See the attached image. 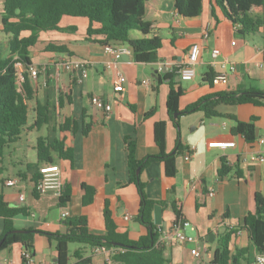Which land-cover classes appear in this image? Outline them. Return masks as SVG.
<instances>
[{
	"label": "crops",
	"instance_id": "crops-1",
	"mask_svg": "<svg viewBox=\"0 0 264 264\" xmlns=\"http://www.w3.org/2000/svg\"><path fill=\"white\" fill-rule=\"evenodd\" d=\"M2 9L0 56L6 57L7 38L1 31ZM216 14L219 22H215L212 17L209 0H203V12L196 19L179 15L175 0H159L150 17L156 22L157 30L148 37L160 36L163 45L158 52V61L153 63L136 62L132 51L118 57L106 54L98 38L87 39V19L84 21L64 17L61 26L76 27L77 32L54 31L55 33L49 32L53 33L49 37L44 36L42 46L36 51L37 62L33 60V56L32 61L34 66L48 65V70L40 73L37 80H32L37 86V92L35 101L29 105L32 109L37 102L49 106V128L41 132L27 128L22 138L7 150L5 157L9 154L11 158L18 159L17 162L8 164L9 168L14 165L18 169L16 177L10 173L6 175L9 168L5 167V158L0 163V184H5L3 191L7 204L11 207H26L30 213L28 217L19 216L14 219L16 230L37 232L34 256L29 264H58L57 242L44 233L66 234L69 219L85 216L90 231L96 235H104L106 229L103 211L106 202L119 232L128 234L132 240H138L147 234V229L137 221L141 200L136 186L130 184L125 139L130 138L135 142L137 159L156 156L159 149L154 140V126L159 122L167 123V153L177 154L178 142L182 143V152L177 154L175 177L169 178L166 175L165 164L161 161L150 163L142 171L141 178L146 184L145 195L150 200L162 201L167 205L158 208L154 214L162 232L174 228L172 203L180 202L185 220L190 223L185 232L199 240L197 244L174 243L166 246V257L170 264H212L218 248L219 234L227 228L242 225L246 216L255 212L256 194L264 195V162L250 161V158L252 155L264 157V142H258L260 139L264 140V107L250 104L221 105L218 107L221 114L219 117L207 119L203 112H193L181 116L178 126L169 117L167 109L171 76L184 89L179 102L180 111H185L188 106L205 96L225 89L224 84L210 85L204 81L208 71L213 70L216 76L224 71L212 58L214 49L221 52L218 61L225 60L235 65L234 74L240 77L243 89L257 88L264 92V30L256 35L243 37L239 35L238 28L225 23L218 11ZM50 43L64 45L68 52H48L46 48ZM193 45L202 47L200 60L195 66V79L178 81L179 66L187 63L188 53ZM78 59L89 62L87 77H83L79 71L69 73L63 69H60L59 76H55L57 70L54 64ZM118 71L125 77L122 92L115 89ZM59 94L63 96L62 108L58 101ZM94 97L111 104L112 111L105 113L97 109L92 104ZM151 110L154 113L147 117ZM35 113H31L29 126ZM66 117L78 120L80 130L76 135L54 132V126L63 122ZM229 117L245 123L255 118L256 130L259 131L257 141L249 145L242 136H234L232 129L235 121ZM92 118L96 119L97 125L85 136L82 128ZM39 136L50 139L65 137L67 144L74 148L72 161L61 160L55 164L61 169L64 187L68 185L72 190L67 207L59 204L60 196L52 191L35 192L30 173L25 178H19V175L23 176L28 164L37 162L35 147ZM24 138L25 141L31 138L33 143L25 150L20 146ZM221 141L234 142L235 146L227 149L209 147L210 143ZM27 150L33 151L30 158ZM222 159L228 160L235 170L228 178L220 181L218 174ZM11 180L17 184L6 186V182ZM83 185L101 188L103 194L97 196L91 205L84 206ZM211 187L215 188L213 197L208 196ZM21 194L25 196L24 202L20 201ZM204 194H207L206 205L197 208V199ZM65 211L69 215L62 218ZM225 214L229 215V219L220 223L219 218ZM128 216L130 219L126 220ZM240 231V234L233 237L231 249H249V259L253 261L257 256L256 251L247 231ZM3 232L4 221L0 217V238ZM78 248L84 249L86 256L91 257L94 264L110 262L112 249L77 246L74 251ZM194 248L201 251V258L191 254ZM24 254L23 246L15 244L10 249L0 251V264H21Z\"/></svg>",
	"mask_w": 264,
	"mask_h": 264
},
{
	"label": "trees",
	"instance_id": "trees-1",
	"mask_svg": "<svg viewBox=\"0 0 264 264\" xmlns=\"http://www.w3.org/2000/svg\"><path fill=\"white\" fill-rule=\"evenodd\" d=\"M212 17L219 22L216 14L218 11L225 23L238 28L239 35L249 37L261 33L264 30V0H209ZM2 29L6 35L8 55L0 56V163L5 158V153L13 144H16L29 129L41 132L49 128L51 122L50 108L48 105L37 102L32 109L29 103L35 101L37 86L32 81L29 73L33 65L31 49L39 43L41 32H77L76 27H62L64 17L84 18L89 22L86 30L88 40L98 38L104 45H127L138 63L157 62L158 52L162 48L163 40L160 36H152L157 30L156 22L151 20L155 6L159 0H2ZM175 7L179 15L188 19L199 18L203 12V0H175ZM141 33L140 38H133L132 32ZM264 39V35H263ZM48 52L66 53L64 45L50 43ZM22 64L23 81L19 86L18 70L16 65ZM216 74L213 70L206 73L204 81L214 85ZM170 92L167 98L169 117L178 126L181 116L193 112H203L207 119L221 116L218 107L221 105H245L264 107V92L257 88L243 89L241 79L237 74L228 76L225 89L217 94L201 98L196 103L188 106L185 111L179 110V102L184 94V89L175 82L171 76ZM70 97V96H69ZM61 108L63 96L58 97ZM71 104V99L69 100ZM35 118L29 126L31 113ZM154 110L147 113L151 116ZM180 113L175 119L174 115ZM235 121L232 129L234 136H242L246 143L253 145L258 137L256 135V119L245 123L235 117H229ZM96 119L85 123L82 133L86 136L97 125ZM54 132L70 133L76 135L80 130V124L74 117H66L53 128ZM167 123L159 122L154 126V140L159 149L156 156H149L144 160L137 159L136 144L130 139H125L127 149V166L129 170L130 184H134L140 196V209L137 221L147 229V234L138 240H132L128 234L121 233L113 219V214L105 203L103 216L106 233L104 235L93 234L89 229L88 219L85 216L69 219L67 221L68 232L66 234H47L49 239L57 242L58 264H94L91 257H87L84 249L75 251L71 245L88 247L90 249L109 248L115 253L106 264H170L166 257V246L160 245L161 229L155 221L154 214L158 208L166 207L162 201L150 200L145 195L146 184L141 178L142 171L152 162L161 161L165 164L166 175L170 178L177 173V154L182 152V143L177 144V154L171 155L166 149ZM180 139V136H179ZM37 162L28 164L26 171L19 178H25L28 173L32 175L31 181L35 184V192L41 178L40 169L47 165L58 164L59 161H72L74 148L67 144L66 138L39 136L36 141ZM235 169L228 160L222 159L219 170V180L228 178ZM140 171V172H139ZM237 176H240L237 173ZM5 185V184H4ZM3 183L0 184V217L4 221V232L0 241L4 242L0 251L10 249L15 244H20L26 253L33 258L35 252L36 231L27 233H14V219L19 216L30 215L26 207H11L4 196ZM83 205H91L95 198L103 194L101 188L82 186ZM197 199V208L206 205V196ZM72 190L65 186L60 195L59 204L67 207L71 201ZM172 209L175 214L174 227L179 226L185 220L183 206L180 202H173ZM229 219L225 214L219 218V222ZM246 230L250 242L257 255H264V195L257 193L255 196V212L249 213L242 225L235 228H227L219 234L218 248L214 253L212 264H251L249 249H236L232 251L233 237L240 231ZM38 233H42L39 232ZM119 245V246H118ZM21 264H29V260L23 257Z\"/></svg>",
	"mask_w": 264,
	"mask_h": 264
},
{
	"label": "built area",
	"instance_id": "built-area-1",
	"mask_svg": "<svg viewBox=\"0 0 264 264\" xmlns=\"http://www.w3.org/2000/svg\"><path fill=\"white\" fill-rule=\"evenodd\" d=\"M237 28V27H236ZM208 37V32L205 33V38ZM104 52L112 57H118L120 55L129 54L131 49L125 45L117 44V45H104L103 46ZM202 47L200 45H193L188 53V61L184 65L179 66V78L182 81H192L195 79L196 70L195 66L198 64L200 60ZM221 55L220 50L214 49L212 51V58L216 63H219L221 68L224 70L223 73L217 75L214 79V84H227L228 76L230 74H234L236 71V67L233 63H229L225 60L218 61ZM218 61V62H217ZM88 66L89 62L86 60H68L61 63L54 64V68L57 70L55 72V76H59L60 69H63L67 72H80L83 77H87L88 75ZM18 70V78H19V86L21 88V83L23 81L22 76V64L18 63L16 65ZM111 67V66H109ZM48 70V65L43 66H34L32 65L29 69L30 76L32 80H37L39 74ZM117 84H116V91L122 92L124 90V82L125 77L122 72L118 71L116 74ZM92 104L99 110L104 111L105 113H110L112 111V105L105 102L103 99L99 97H94L92 99ZM260 144L264 142L263 139L258 141ZM235 146L234 142H213L209 144V147L213 148H232ZM248 161V159H244ZM250 161H257L260 163L264 162V157L261 155H252ZM41 178L38 182L37 188L41 191H52L56 195L60 196L64 189V184L62 181L61 176V169L58 165H47L40 169ZM17 183L14 180L7 181L6 186H15ZM215 195V188L211 187L208 192L209 197H213ZM25 196L24 194L20 195V201L24 202ZM69 213L67 211L62 213V218H67ZM130 217H126V220H129ZM190 227V223L188 221H184L179 226L174 227L172 230L167 232H161L159 243L160 245L169 246L171 244H197L199 240L194 236H190L185 232V229ZM239 231L237 234H240ZM99 249V248H97ZM115 250H111V254H114ZM191 254L197 258H201V251L197 248L192 249ZM29 261L31 260L30 254H24ZM251 264H264V255H257L256 258L251 262Z\"/></svg>",
	"mask_w": 264,
	"mask_h": 264
},
{
	"label": "rangeland",
	"instance_id": "rangeland-1",
	"mask_svg": "<svg viewBox=\"0 0 264 264\" xmlns=\"http://www.w3.org/2000/svg\"><path fill=\"white\" fill-rule=\"evenodd\" d=\"M1 9H2V1L0 0V10H1ZM79 19L84 20V21H87L86 19H83V18H79ZM54 33H55V32H54ZM50 34H53V33H49V32H41V33L39 34V41H40L39 45H38L36 48H34V49L32 48V49H31V57L33 56V60H34L35 62H37V58H38V56L36 55V51H37V49H39V48L42 46V42H44V40H45L44 36H45V37H49ZM132 36H133V38H140V37H141V33L137 32V31H134V32H132ZM25 138H26V137H25ZM25 138H24V141L20 143V146H22V148H23L24 150L27 149V147H29V144H30V143L33 144L32 141H31V138H28L27 141H25ZM27 152H28V156H29V158H30V156H32L33 151H30V152H29V151L27 150ZM22 154H23V153H21V155H22ZM4 160H5V167H7V168H9L8 164H11V162H17V161H18L17 158H11V157L9 156V154L6 155V157H5ZM31 160H32V159H31ZM17 171H18V169H17L14 165H12V166L9 168V171H8V173H6V175H8V174L10 173V175L16 177ZM75 247H77V245H71V250L74 251Z\"/></svg>",
	"mask_w": 264,
	"mask_h": 264
},
{
	"label": "water",
	"instance_id": "water-1",
	"mask_svg": "<svg viewBox=\"0 0 264 264\" xmlns=\"http://www.w3.org/2000/svg\"><path fill=\"white\" fill-rule=\"evenodd\" d=\"M178 81H180V78H178ZM179 116H180V113H177V114L174 115V118L177 119ZM258 133H259V131L256 130V135H257V137H259ZM27 232H28V231H23V230H15V231H14V233H27ZM3 242H4V239H2V240L0 241V248H1L2 244H3ZM118 246H119V245H118Z\"/></svg>",
	"mask_w": 264,
	"mask_h": 264
}]
</instances>
